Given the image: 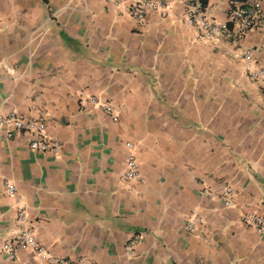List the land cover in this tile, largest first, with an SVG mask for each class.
<instances>
[{"label": "crops", "instance_id": "crops-1", "mask_svg": "<svg viewBox=\"0 0 264 264\" xmlns=\"http://www.w3.org/2000/svg\"><path fill=\"white\" fill-rule=\"evenodd\" d=\"M142 1L0 0V116L44 121L62 143L42 154L0 128V264H48L3 251L25 228L71 264H264V235L242 223L264 216V83L250 76L264 32L238 37L230 10L246 0L203 1L229 27L213 41L179 0L132 19ZM129 143L140 180L124 178Z\"/></svg>", "mask_w": 264, "mask_h": 264}, {"label": "built area", "instance_id": "built-area-1", "mask_svg": "<svg viewBox=\"0 0 264 264\" xmlns=\"http://www.w3.org/2000/svg\"><path fill=\"white\" fill-rule=\"evenodd\" d=\"M204 0H179L184 3L187 9L186 24L197 29L200 36L209 41L223 38L229 32V27L226 23H219L206 16L204 9ZM172 8V2L160 0H144L134 3L126 7L127 14L140 22H144L151 12H160L162 16H168ZM231 17L237 28V35L244 39L254 30L264 32V0H246V6H235L231 8ZM242 59L251 67L253 64V54L251 51H245ZM255 82L264 83V69H254L250 74ZM90 102L103 110L113 118L114 122L119 121V111L111 103L100 102L97 98H92ZM0 128L6 130L8 135L12 137L15 133H25L29 136L30 148L38 153L52 154L58 156L62 149V143L58 138L50 137L46 131V124L41 120H31L12 111L5 116H0ZM128 149L132 151L127 160L124 178L129 181L140 180L139 164L133 153L134 146L129 143ZM9 195L16 194V188L12 185H7ZM232 189L225 190V204L231 205L230 197ZM18 220L25 223L27 220V211L23 206L19 207ZM200 218H196L188 225L189 232H195ZM242 223L249 228L256 229L264 235V216L257 214H249L242 217ZM141 237L136 236L135 241H140ZM132 246L129 250L132 251ZM16 250H22L34 254L37 258L47 262L48 264H71L61 258H56L47 254L46 250L38 242L35 232L32 228H25L12 239L8 240L3 245V251L6 252L11 259L16 258Z\"/></svg>", "mask_w": 264, "mask_h": 264}]
</instances>
